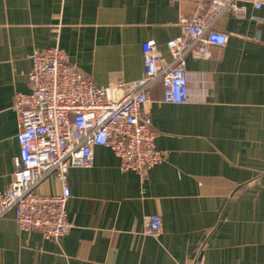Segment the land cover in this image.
I'll list each match as a JSON object with an SVG mask.
<instances>
[{
    "label": "crops",
    "instance_id": "crops-1",
    "mask_svg": "<svg viewBox=\"0 0 264 264\" xmlns=\"http://www.w3.org/2000/svg\"><path fill=\"white\" fill-rule=\"evenodd\" d=\"M250 1L246 19L216 21L226 46L187 58L191 103H163L161 82L151 89L144 112L164 162L141 180L95 147L92 168L68 173L69 233L21 232L10 213L0 264H264V4ZM195 10L191 0H0V190L20 156L14 96L30 91L35 50L61 47L99 86L131 84L143 76L142 44L156 40L169 59L166 42ZM37 190L60 184L49 177ZM151 215L157 236L143 234Z\"/></svg>",
    "mask_w": 264,
    "mask_h": 264
},
{
    "label": "built area",
    "instance_id": "built-area-1",
    "mask_svg": "<svg viewBox=\"0 0 264 264\" xmlns=\"http://www.w3.org/2000/svg\"><path fill=\"white\" fill-rule=\"evenodd\" d=\"M191 1L195 14L182 19L181 36L166 42L170 58L156 40L145 41L143 76L131 84L97 85L59 46L33 52L30 91L14 96L20 156L10 187L0 190V220L12 213L21 232L37 231L57 242L74 226L67 210L69 170L92 168L95 147L110 149L120 160V170L133 171L141 180L164 162L152 120L144 112L151 89L161 82L163 103H191L187 58L207 59L210 47L226 46L228 34L215 28L222 15L247 17L245 0ZM250 2L256 9L264 4ZM49 177L60 184L52 195L37 190ZM161 224L159 215L145 217L143 234L157 236Z\"/></svg>",
    "mask_w": 264,
    "mask_h": 264
}]
</instances>
